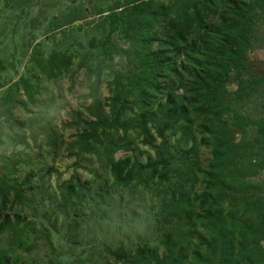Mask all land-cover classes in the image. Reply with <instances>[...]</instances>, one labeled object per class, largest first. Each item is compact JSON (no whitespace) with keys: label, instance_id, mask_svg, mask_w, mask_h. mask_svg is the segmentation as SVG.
<instances>
[{"label":"trees","instance_id":"trees-1","mask_svg":"<svg viewBox=\"0 0 264 264\" xmlns=\"http://www.w3.org/2000/svg\"><path fill=\"white\" fill-rule=\"evenodd\" d=\"M95 1L93 28L82 37L67 29L49 52L36 42L30 75L14 84L30 111L39 74L74 81L84 70L91 101L62 128H75L66 154L91 177L53 186L52 167L21 177L34 159L17 146L44 134L52 148L40 153L56 155L65 138L41 115L18 117L20 100L6 95L0 264H264V111L251 107L264 95L252 58L264 0ZM78 17L73 6L52 29ZM115 202L141 228L123 230Z\"/></svg>","mask_w":264,"mask_h":264},{"label":"rangeland","instance_id":"rangeland-1","mask_svg":"<svg viewBox=\"0 0 264 264\" xmlns=\"http://www.w3.org/2000/svg\"><path fill=\"white\" fill-rule=\"evenodd\" d=\"M73 6L80 9L78 20L66 28L62 27V25L57 30L52 29V24L68 22L70 10ZM97 6V1L95 0H17L14 1L13 5L10 1L0 0V132L5 129L1 119L4 113L11 108L12 104L6 100V95L12 92L13 98L21 102L19 106L12 109L18 117L24 119L41 115L46 124L52 123L65 138V142L58 148L56 155L50 151L40 153L42 149L49 150L52 148L50 144L46 143L44 134H38L36 140L29 137V144L26 146H17L16 148L18 149L25 148L34 159V163L30 167L21 165L19 172L21 177L31 169L47 171L51 167L53 171L50 176L46 177V181L53 186L57 181L66 180L74 173H77L83 179L91 177V174L85 169H75L72 162L76 158L66 154V145L73 139L72 134L76 131L75 128H62L63 123L72 120L69 114L70 111L75 109L84 110L85 106L91 101V98H84V94L88 92L84 70L77 74L74 81L70 79L68 74L53 79H47L43 74H39L38 78L33 80L37 85L39 84L40 92L35 97V103L27 102L30 111H27L22 106L23 102L27 100V95L22 88L19 94L14 93V84L21 76L30 75V55L36 42H41L44 51L49 52L52 48L60 47V45L64 44L63 42H67V38L70 35V33H67V29L73 28L75 33L82 37L100 19ZM83 11H86L85 15H83ZM79 24L83 25V29L78 28ZM261 38L259 45L255 46L252 54L253 60L254 58L261 60L256 67L257 71L260 69L264 71V31L261 34ZM103 92L106 94L104 87ZM263 103L264 95L256 96L251 107L257 106L264 111ZM31 131V129H28L27 133L30 134ZM142 146L147 148L145 145ZM122 153L120 151L118 155ZM204 154L207 156V151ZM144 157L142 156L143 159ZM263 176L264 170L258 177ZM122 203H125V201H122ZM118 210L123 212L122 217L117 213ZM110 214H112L115 221L120 220L123 230L130 227L137 230V226L141 228V224H136L138 218H133L134 216L128 211V206L125 208L120 205V202H115V207ZM4 242L2 236H0V247L3 246ZM67 251L69 252L70 250L66 248V253L63 256L65 259L71 258L74 253L71 252L68 255ZM77 251H79V246L76 247Z\"/></svg>","mask_w":264,"mask_h":264}]
</instances>
